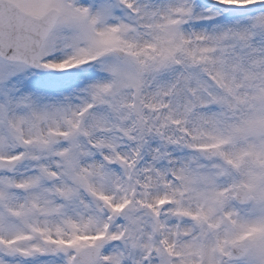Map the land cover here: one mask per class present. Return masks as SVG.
Wrapping results in <instances>:
<instances>
[{"label":"snow or ice","instance_id":"snow-or-ice-1","mask_svg":"<svg viewBox=\"0 0 264 264\" xmlns=\"http://www.w3.org/2000/svg\"><path fill=\"white\" fill-rule=\"evenodd\" d=\"M0 264H264V0H0Z\"/></svg>","mask_w":264,"mask_h":264}]
</instances>
